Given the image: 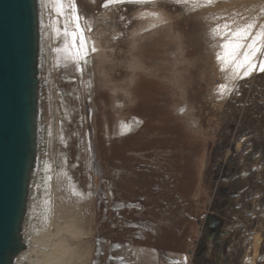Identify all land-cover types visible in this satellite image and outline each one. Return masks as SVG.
I'll use <instances>...</instances> for the list:
<instances>
[{
  "label": "rangeland",
  "instance_id": "374dc122",
  "mask_svg": "<svg viewBox=\"0 0 264 264\" xmlns=\"http://www.w3.org/2000/svg\"><path fill=\"white\" fill-rule=\"evenodd\" d=\"M74 3L82 71L56 51L72 8L39 0L40 147L22 236L55 233L57 264H92L110 241L116 264H264V72L226 80L211 31L258 27L264 0Z\"/></svg>",
  "mask_w": 264,
  "mask_h": 264
},
{
  "label": "water",
  "instance_id": "95a60500",
  "mask_svg": "<svg viewBox=\"0 0 264 264\" xmlns=\"http://www.w3.org/2000/svg\"><path fill=\"white\" fill-rule=\"evenodd\" d=\"M39 0H0V264L25 248L21 233L40 147ZM213 230L218 219L210 215Z\"/></svg>",
  "mask_w": 264,
  "mask_h": 264
},
{
  "label": "snow or ice",
  "instance_id": "6c2138e0",
  "mask_svg": "<svg viewBox=\"0 0 264 264\" xmlns=\"http://www.w3.org/2000/svg\"><path fill=\"white\" fill-rule=\"evenodd\" d=\"M45 7L51 6L58 16H64L65 3L73 10V15L76 20V28L69 30L67 23L62 29H56L57 34L63 37V46L56 49L62 59L64 65L75 66L76 70L82 71L81 62L87 63V45L88 39L82 34L83 29L78 23L80 17L75 13L74 0H42ZM123 2V0H106L105 6L108 3ZM135 3H148L152 0H129ZM180 0H177L179 3ZM210 3L211 0H208ZM261 12L264 13V6H261ZM155 15V13H153ZM224 31L220 32V25L213 28L212 33L219 34L224 37L223 43L220 45L221 51L216 53V59L220 63V70L226 73V80L238 81L245 77H249L253 72H264V23L258 27L256 20L253 19L242 25L230 28L228 24H224ZM90 30V29H89ZM78 32L80 35H78ZM78 41V43H77ZM95 51V48H92ZM220 91L227 90L229 93L235 90L238 85L229 86L227 83L218 86ZM118 246V245H117ZM186 257H173L167 261V264H185Z\"/></svg>",
  "mask_w": 264,
  "mask_h": 264
},
{
  "label": "bare ground",
  "instance_id": "6f19581e",
  "mask_svg": "<svg viewBox=\"0 0 264 264\" xmlns=\"http://www.w3.org/2000/svg\"><path fill=\"white\" fill-rule=\"evenodd\" d=\"M35 168H33L31 170V176L33 173V170ZM37 171H35L36 174ZM37 177V176H36ZM38 178V177H37ZM39 180V179H38ZM28 199V196H27ZM46 200L48 201V197L46 198ZM45 200V201H46ZM32 201V200H31ZM47 201L46 203H44L45 210H47ZM31 203V202H30ZM32 208L34 209V206H32ZM43 208V207H42ZM57 208V207H56ZM31 216V215H30ZM47 216V215H46ZM34 217V216H33ZM31 219V218H30ZM33 220V219H32ZM53 220V219H52ZM39 221V220H38ZM32 222V221H31ZM55 222V221H54ZM29 223V221L27 222ZM39 223V222H38ZM50 223H52L50 221ZM41 224V223H40ZM46 224V223H45ZM44 224V225H45ZM27 225V224H26ZM30 225V224H29ZM43 225V226H44ZM55 225V224H54ZM50 226V225H49ZM48 226V227H49ZM28 227V225L26 226ZM24 228V227H23ZM31 228V227H30ZM40 228V227H39ZM47 228V227H46ZM53 228V227H52ZM27 231H30V233L27 236H24L23 238V242L25 243V248L20 251L17 256L15 257V260L17 258H19L17 260V262L23 261L26 264H57L60 260L61 257L63 256L64 253V249L61 248L60 244L58 243V241H52L51 239H54V237H56L55 233H48L44 238L43 236L40 237V233L39 230L38 232H35L34 230L31 229H26ZM36 230V231H37ZM45 230V229H44ZM56 230V229H55ZM23 231V230H22ZM34 231V232H33ZM58 231V230H57ZM56 231V232H57ZM43 232V231H42ZM41 232V233H42ZM22 233V232H21ZM46 233V232H45ZM23 234V233H22ZM58 234V233H57ZM50 241V243H48ZM28 246H31L30 251H27ZM42 246H45L46 249H43ZM42 247V248H40ZM26 249V250H25ZM27 251V252H26ZM18 264V263H17Z\"/></svg>",
  "mask_w": 264,
  "mask_h": 264
},
{
  "label": "flooded vegetation",
  "instance_id": "af4514ba",
  "mask_svg": "<svg viewBox=\"0 0 264 264\" xmlns=\"http://www.w3.org/2000/svg\"><path fill=\"white\" fill-rule=\"evenodd\" d=\"M99 242L97 241V244ZM117 245L113 242H106L105 252L100 253V248L97 246L94 252V258H92V264H99L102 260L103 264H116V257L114 256Z\"/></svg>",
  "mask_w": 264,
  "mask_h": 264
}]
</instances>
